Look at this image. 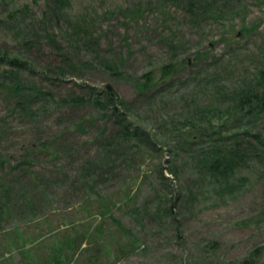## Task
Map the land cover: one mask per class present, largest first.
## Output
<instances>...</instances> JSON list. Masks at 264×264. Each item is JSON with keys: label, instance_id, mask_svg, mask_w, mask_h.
<instances>
[{"label": "rangeland", "instance_id": "rangeland-1", "mask_svg": "<svg viewBox=\"0 0 264 264\" xmlns=\"http://www.w3.org/2000/svg\"><path fill=\"white\" fill-rule=\"evenodd\" d=\"M70 2L71 7L60 14L49 10L51 0H0V54L31 63L25 78L30 88L25 96L30 101L25 106L0 89V154L8 161L0 167V178L7 177L10 183L18 179L30 195L24 202L15 183L16 208L10 219L0 222V264H201L205 260L209 264L214 258L238 262L248 257L264 245V168L238 174L228 188L214 184L193 166L180 168V175L174 176L168 171L173 164L169 142H159L158 151L148 154L144 162L124 163L121 170L114 169L110 181L84 186L80 167L98 150L96 129L92 125L89 129L87 112L58 107L55 102L72 93L81 95L77 84L102 89L112 83L122 99L137 98L126 78L112 80L94 66L73 68L77 56L123 60L129 77H140L171 59L200 51L208 59L213 54L209 61H218L205 73L210 74L209 80L221 82L224 88L241 81L264 68V0H231L234 16L199 28L167 0ZM17 11L24 15L10 16ZM78 22L86 23L88 36L73 43V25ZM240 32L246 35L239 34L235 45L221 41ZM174 38L183 39L186 48L173 52L167 43ZM192 72L181 74L179 81L185 84ZM181 83L172 92L151 94L150 104L138 102L136 124L167 141H175L174 128L189 131L192 90ZM33 86L51 96L35 97ZM198 90L199 86L193 93ZM198 100L206 102L204 97ZM79 120L89 131L68 129ZM61 138L75 152L57 167L36 146L45 140L57 147L63 143ZM160 169L171 179H164L166 187L157 178ZM32 176L39 178L35 185L29 184ZM62 180L76 184L61 185ZM38 187L43 194L39 195ZM167 197L176 204V221L166 214L171 205ZM105 208L129 234L118 229ZM212 241H219L221 250L206 257L203 248Z\"/></svg>", "mask_w": 264, "mask_h": 264}, {"label": "trees", "instance_id": "trees-1", "mask_svg": "<svg viewBox=\"0 0 264 264\" xmlns=\"http://www.w3.org/2000/svg\"><path fill=\"white\" fill-rule=\"evenodd\" d=\"M230 2L231 0H167V3L173 5V7H178L187 17H190L192 25L198 28L211 22H219L227 16H234V7L230 5ZM70 7V0H51V6L48 5L50 11L60 14H63ZM26 9L27 7L24 11ZM21 14L24 15L22 11H17L10 16H14L15 19ZM85 26L86 23L82 22L73 25V43H80V39H86L88 29L84 28ZM239 34L243 37L246 35L243 32L233 33L221 41L235 45L240 41ZM27 37L28 34L23 37V40ZM46 38L52 39V36L47 35ZM178 40V38L168 40L167 44L173 52L186 48L183 39ZM188 56L178 60L171 59L156 71L144 73L140 77H129L130 74L125 71L123 60L116 62L111 58L103 60L96 57L89 58L88 56L84 58L76 57L77 60L72 63L73 68L81 70L79 64L86 65L90 69H93L94 66L96 70L108 74L112 80L126 78L132 82L131 85L135 88L137 94L135 100L127 101L120 97L112 83L106 84L102 89H97L88 84H77V89L81 95L72 93L67 98L55 102L58 107L67 106L62 108L87 112L88 118L86 120L90 125H88L89 129L91 125L96 129L94 141L98 146V150L95 157L91 156L84 159L80 167V173H83L82 175L85 177L82 181L84 186L91 187L90 181L94 183L103 180L105 182L110 181L114 177V169L119 168L121 170L124 163L140 164L144 162L148 154L158 151L157 144L159 142L161 145L169 142L167 146L172 155L173 164L168 171L174 176L180 175L177 172L180 168L193 166L196 169L203 170L204 175L214 184L228 188L235 183L238 174L248 170L264 168V68L259 69L255 74L245 76L241 81L228 84L227 87L225 85L224 88L221 82L209 80L210 74L205 76V73H209L214 65L218 63L216 60L209 61L213 54H210L209 59L208 54L200 51ZM30 66L31 63L28 60L0 54V89L7 92L12 99H18L19 104L23 106L26 105V101H30L29 95L25 96V92L30 89L27 87L25 80L27 72L31 69ZM198 68L199 71L192 72ZM59 70L62 71V68H59ZM204 70L206 71L203 72ZM186 71L192 73L189 75V80L184 84L185 81L181 83L179 80L181 74ZM63 73H65V70ZM196 75H198V79ZM212 76H215V73ZM180 83L184 85L186 90H192L191 93H188L192 94L189 131L174 128L172 136L175 141H167L161 135H151L150 132L136 124L134 118L138 102L150 104L151 94L161 95L162 91L172 92ZM197 86H199V90L196 94L193 91L196 90ZM34 90L37 92L35 97L51 96L43 93L36 86ZM201 97H204L206 102L199 101L198 99ZM187 98L188 95L179 99L185 101ZM218 115L222 116L221 121L217 119ZM84 123L86 124V121ZM73 124L68 129L74 133H77L78 130L80 133L89 131L85 129L81 120ZM98 124L102 126L99 130ZM60 140L63 143L57 147L45 140H40L36 146V151L38 150L39 154L44 153L46 159L56 163L57 167H62L75 152L74 148L68 146V141L66 142L63 138ZM61 149L65 152L61 153ZM6 162H8L6 157L0 154V167H3ZM22 166H25V164L23 163ZM19 167L17 165L12 170H18ZM157 173H161V176H157V178L161 179L162 185L166 187L164 179L170 182L171 179L162 175V169ZM6 180L7 177L0 178V222L10 219V215L16 208V197H13L15 183L18 184L16 190L24 202L27 201V197H30L29 191L24 186L19 185L18 179L14 183ZM30 181L29 184L33 183L35 185L39 182V178L32 176ZM59 184L73 186L76 182L68 183L67 180H62L59 181ZM167 186V188H170L169 185ZM38 189L39 195L44 193L43 189L40 187ZM153 190L157 189L154 187ZM162 194L168 195V192H162ZM167 199L171 205L167 207L166 214L176 221L175 210L173 209L176 204L174 205L169 197ZM193 199L194 197L191 198V200ZM156 201L154 200L152 203ZM105 209L108 217L118 229L129 234L123 224L113 218L111 210ZM157 210H160L159 206H157ZM180 228L177 229V236L181 241L183 235ZM219 250H221L219 241H212L203 248L204 253H202L209 257L207 255L216 253ZM184 260L187 261V259ZM201 264H206V260ZM209 264H264V245L254 249L248 257L241 261L224 262L214 258L212 263Z\"/></svg>", "mask_w": 264, "mask_h": 264}]
</instances>
